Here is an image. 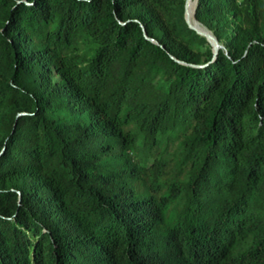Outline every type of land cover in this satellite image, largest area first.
<instances>
[{
    "label": "trees",
    "instance_id": "trees-1",
    "mask_svg": "<svg viewBox=\"0 0 264 264\" xmlns=\"http://www.w3.org/2000/svg\"><path fill=\"white\" fill-rule=\"evenodd\" d=\"M185 1L0 0V264H264V0Z\"/></svg>",
    "mask_w": 264,
    "mask_h": 264
},
{
    "label": "water",
    "instance_id": "water-1",
    "mask_svg": "<svg viewBox=\"0 0 264 264\" xmlns=\"http://www.w3.org/2000/svg\"><path fill=\"white\" fill-rule=\"evenodd\" d=\"M190 0H186L185 1V12H184V18H185V22L187 24V26L189 27V29L195 31L199 36L205 38L207 40V42L210 44V46L212 47V51H213V57L214 59L217 57V53H218V50L220 49H224V47L222 45H220L218 43V41L216 40V38L213 36V34L208 31L206 28V32H200L198 30H196L189 22V19L187 17V10H188V4H189ZM196 7H197V0H196ZM195 7V9H196ZM195 9H194V13H195ZM143 32L145 34V37L147 38V40L151 41L152 43L156 44V45H159V43L153 39H150L147 37L146 35V32H145V29L143 28ZM183 65H185L184 63L182 62H179ZM201 68V67H199Z\"/></svg>",
    "mask_w": 264,
    "mask_h": 264
},
{
    "label": "bare ground",
    "instance_id": "bare-ground-1",
    "mask_svg": "<svg viewBox=\"0 0 264 264\" xmlns=\"http://www.w3.org/2000/svg\"><path fill=\"white\" fill-rule=\"evenodd\" d=\"M190 4H191V0H190V2H189V4H188V10H187V17H188V19H189V8H190ZM189 22H190V20H189ZM190 24H191V22H190ZM192 25V24H191ZM195 28V27H194ZM196 29V28H195ZM196 30H198V31H200L199 29H196ZM201 32V31H200Z\"/></svg>",
    "mask_w": 264,
    "mask_h": 264
}]
</instances>
